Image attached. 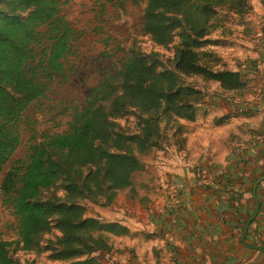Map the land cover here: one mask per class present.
I'll return each instance as SVG.
<instances>
[{"label": "trees", "instance_id": "trees-1", "mask_svg": "<svg viewBox=\"0 0 264 264\" xmlns=\"http://www.w3.org/2000/svg\"><path fill=\"white\" fill-rule=\"evenodd\" d=\"M70 1L0 0V178L31 125L26 112L47 97L57 77L66 76L67 59L79 38L61 14ZM252 12L250 0H146L142 31L156 46L173 44L172 56L160 70L136 49L119 58L116 70L102 75L83 104L70 109L66 130L32 139L25 157L11 163L0 192L2 205L16 219L18 239L10 243L0 236V264H35L19 261L12 254L16 251L36 257L49 253V260L61 264H106L103 256L113 251L109 237L130 232L118 223L88 216L85 204L112 207L124 193L129 201L137 200L134 177L148 171L144 157L168 147L186 152L181 121H195L200 107L214 98L226 95L225 103L236 97L245 101L251 92L246 76L256 75L254 65L238 62V70H231L216 48L235 33L228 24H244ZM128 114L138 121L135 132L117 124ZM252 152L261 156L259 163L253 164L254 156L248 155L218 177L220 187L209 189L223 218L242 214L245 193L238 182H251L252 187L264 176V143ZM183 182L173 180L180 200L177 208L166 209L167 216L181 208ZM58 186L62 198L43 197ZM251 191L249 215L255 210ZM246 221H239L241 228ZM53 227L60 236L44 241ZM170 247L175 264H185L175 239Z\"/></svg>", "mask_w": 264, "mask_h": 264}, {"label": "crops", "instance_id": "crops-1", "mask_svg": "<svg viewBox=\"0 0 264 264\" xmlns=\"http://www.w3.org/2000/svg\"><path fill=\"white\" fill-rule=\"evenodd\" d=\"M250 3L253 12L246 17L244 24H228L235 33L228 37L225 46L216 48L231 70H238V62L254 65L256 75L246 76L251 83V92L241 102L248 105L237 106L239 97L225 103L224 95L200 107L195 121H181L186 139V152H181L186 156V162L172 160V153L177 150L168 147L165 150V168L162 169L158 166L160 152H157L151 170L140 173L144 177L149 176L147 185L151 184L145 195L138 198L140 202L138 199L125 201L131 205L128 207L118 200L109 210L107 222L126 227L131 235L110 236L121 244L126 242L128 246L123 249V255L117 253L113 246L111 264H155L164 238L156 235L167 230L171 231L173 240L184 252L185 264H264V185L259 186L264 181L258 184L262 188V198L258 201L261 202L260 211L249 227L244 243L241 242L243 228L255 212L249 215L247 199L250 196L247 192L250 188L252 190L251 182H238V189L245 193L241 200L240 218H223L209 196L210 188L222 185L218 177L223 176L227 168L242 164L248 155L254 156L253 164L261 160V156L255 155L252 149L264 143V116L260 112L264 110V54L257 46L251 45V35L257 23L264 20V0H250ZM250 169L259 171L255 166H250ZM196 170L200 172L199 179L195 176ZM165 175L172 181L175 178L184 181L181 208L172 217L153 211V205L164 202L163 196L155 197L164 193ZM250 194L253 197L252 191ZM245 219L247 221L241 228L239 221ZM143 242H148L150 247L143 246ZM119 243L116 246L123 248Z\"/></svg>", "mask_w": 264, "mask_h": 264}, {"label": "rangeland", "instance_id": "rangeland-1", "mask_svg": "<svg viewBox=\"0 0 264 264\" xmlns=\"http://www.w3.org/2000/svg\"><path fill=\"white\" fill-rule=\"evenodd\" d=\"M145 3L146 0H138L135 4L133 0H72L69 4L61 7V14L79 34L73 55L66 62V76L57 77L53 81L47 97L39 103L33 104L26 112V117L30 120L31 125L28 129H24L21 145L11 162L4 167L0 182L10 168L11 163L25 157L32 139L39 140L41 135L45 133H59L67 129L70 109L83 104L92 88L97 86L102 75L116 70L119 58L125 57L126 54L136 49L141 54L153 59L152 64H155L158 70H160V66L167 65L168 59L173 54V44L168 47L156 46L144 34L142 31V18ZM241 102L243 101L237 100V106ZM247 105L246 102L241 104L242 107ZM117 124L129 133L135 132L138 128V121L131 114L118 120ZM166 135L170 136V132L167 131ZM143 159L147 169L151 170L153 162L156 161L154 153H149ZM134 180L136 186H139L138 197L145 195L151 185H148L147 190H145L149 176L144 177L142 174H138L135 175ZM62 192L63 190L58 186L52 192L43 195V197L47 199L46 197L51 195L62 198ZM158 197H162V193L156 194L155 198ZM118 200L122 204L129 201L125 193L121 194ZM126 204L128 207L131 206L128 203ZM85 208L88 216L97 217L105 223L112 207L105 208L102 202H90L85 204ZM160 235L161 233L156 236L161 237L162 235ZM0 236L2 240L10 243H14L18 239L16 219L2 205L1 192ZM59 236V231L53 227L50 233L44 237V241H55ZM109 238L116 252L123 255V249L128 247L127 243L121 244L118 240ZM117 243L123 248L116 246ZM143 246L150 247V244L143 242ZM12 254L23 263L61 264L49 260L47 257L49 253H42L43 256L40 257L25 254L21 251ZM103 258L106 264L113 263L111 255H104Z\"/></svg>", "mask_w": 264, "mask_h": 264}, {"label": "built area", "instance_id": "built-area-1", "mask_svg": "<svg viewBox=\"0 0 264 264\" xmlns=\"http://www.w3.org/2000/svg\"><path fill=\"white\" fill-rule=\"evenodd\" d=\"M251 45L257 46L259 48V51L264 54V20L259 21L257 25L253 28V33L251 35ZM258 108V107H257ZM261 115L264 116V110H261ZM172 160L180 161L181 163L186 162V156L179 151L172 153ZM165 151L160 152V161L158 163V166L160 168H165ZM195 176L197 178L200 177V173L196 170ZM166 179L164 181H167L165 186L162 190H164L162 196L164 197V202L161 204H155L153 205V211L156 214H164L166 209L168 208H177V203L180 198V191L175 186L173 181L165 175ZM158 225L155 226L157 228ZM163 238V245L160 248L159 257L157 259V263L155 264H175V259L173 257V252L170 247V245L173 243V236L171 234L170 230H167L164 233Z\"/></svg>", "mask_w": 264, "mask_h": 264}, {"label": "water", "instance_id": "water-1", "mask_svg": "<svg viewBox=\"0 0 264 264\" xmlns=\"http://www.w3.org/2000/svg\"><path fill=\"white\" fill-rule=\"evenodd\" d=\"M264 181V176L260 177L257 181H255L253 183V186H252V195L256 201V207H255V212L253 213V215L251 216V218L247 221L245 227L243 228V232H242V239H241V242L244 243V239H245V235L249 229V227L251 226V224L253 223V221L255 220V218L257 217V215L259 214V211H260V205L258 203V200L256 198V188L258 186L259 183L263 182ZM258 249V248H257ZM259 250H261L259 248Z\"/></svg>", "mask_w": 264, "mask_h": 264}]
</instances>
